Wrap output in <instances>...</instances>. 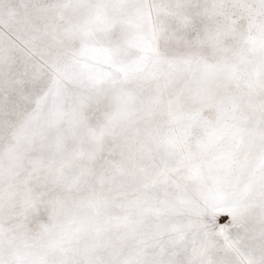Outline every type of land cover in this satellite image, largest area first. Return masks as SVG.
Here are the masks:
<instances>
[{
    "label": "snow or ice",
    "instance_id": "obj_1",
    "mask_svg": "<svg viewBox=\"0 0 264 264\" xmlns=\"http://www.w3.org/2000/svg\"><path fill=\"white\" fill-rule=\"evenodd\" d=\"M0 264H264V0H0Z\"/></svg>",
    "mask_w": 264,
    "mask_h": 264
}]
</instances>
